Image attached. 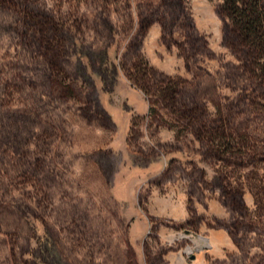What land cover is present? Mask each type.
Instances as JSON below:
<instances>
[{
	"label": "rangeland",
	"instance_id": "obj_1",
	"mask_svg": "<svg viewBox=\"0 0 264 264\" xmlns=\"http://www.w3.org/2000/svg\"><path fill=\"white\" fill-rule=\"evenodd\" d=\"M222 0H0V264H264V63Z\"/></svg>",
	"mask_w": 264,
	"mask_h": 264
},
{
	"label": "trees",
	"instance_id": "obj_2",
	"mask_svg": "<svg viewBox=\"0 0 264 264\" xmlns=\"http://www.w3.org/2000/svg\"><path fill=\"white\" fill-rule=\"evenodd\" d=\"M221 9L245 42L264 54V0H222ZM264 70V63L258 65Z\"/></svg>",
	"mask_w": 264,
	"mask_h": 264
}]
</instances>
